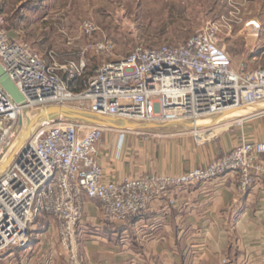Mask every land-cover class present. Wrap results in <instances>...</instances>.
<instances>
[{
  "label": "built area",
  "instance_id": "obj_1",
  "mask_svg": "<svg viewBox=\"0 0 264 264\" xmlns=\"http://www.w3.org/2000/svg\"><path fill=\"white\" fill-rule=\"evenodd\" d=\"M229 0V3H233ZM0 10V67L21 96L17 104L0 79V156L17 138L23 114L67 107L133 124H197L203 119L264 103V69H233L221 45L220 27L209 23L180 45L137 47L128 56L105 62L88 74L87 54L110 58L116 44H89L80 60L51 62L11 37ZM245 28L258 32V22ZM85 22L82 31H97ZM106 130L64 118L42 120L14 161L0 175V255L30 244V228L42 214L56 221L59 256L83 264L77 233L85 196L100 203L104 223L117 225L149 210L173 191L235 175L239 192L264 185V142H242L205 166L178 175L147 174L111 182L104 178L99 146ZM221 131L219 134L224 132ZM175 200L171 198V204ZM221 264H228L223 259Z\"/></svg>",
  "mask_w": 264,
  "mask_h": 264
},
{
  "label": "crops",
  "instance_id": "obj_2",
  "mask_svg": "<svg viewBox=\"0 0 264 264\" xmlns=\"http://www.w3.org/2000/svg\"><path fill=\"white\" fill-rule=\"evenodd\" d=\"M255 107L227 113L226 126L235 125L232 131L206 143H192L185 136L142 140L134 136H141L140 131L106 130L99 146L104 178L118 183L147 174L178 176L242 142H264V106L253 112ZM238 185V178L228 175L173 191L117 225L104 223L99 201L85 196L76 238L83 264H221L223 259L228 264H264V185L246 193ZM39 233L41 238L26 248L1 254L0 264H66L59 256L54 225Z\"/></svg>",
  "mask_w": 264,
  "mask_h": 264
},
{
  "label": "rangeland",
  "instance_id": "obj_3",
  "mask_svg": "<svg viewBox=\"0 0 264 264\" xmlns=\"http://www.w3.org/2000/svg\"><path fill=\"white\" fill-rule=\"evenodd\" d=\"M233 1L0 0V10L11 37L28 44L47 63L51 62V52L58 55L59 61L80 60V53L89 44L107 39L113 41L116 50L112 57H97L92 52L87 54L88 74L105 62L128 56L140 46L180 45L209 23L219 25L221 45L230 57L233 69H240L242 64L247 65L249 72L264 69V0ZM249 21L258 22L261 29L253 33L245 28ZM85 22L93 23L98 30L91 36L85 35L82 31ZM263 104L259 106L263 107ZM40 115V110L23 114V124H27V127L30 121L34 122L33 133L38 129ZM226 116L203 119L201 121L210 124L206 126L202 122L195 128L179 124L163 128L165 125L151 124L159 127L140 130L141 136H134L154 141L168 136H185L192 143H206L232 131L235 125L226 126L230 123ZM224 128L226 130L218 135ZM19 150L6 168V161L0 165V174L14 161ZM42 215L45 217L36 218L31 225L30 240L40 239L39 231L50 224L56 225L52 216ZM13 249L6 250L2 255Z\"/></svg>",
  "mask_w": 264,
  "mask_h": 264
},
{
  "label": "water",
  "instance_id": "obj_4",
  "mask_svg": "<svg viewBox=\"0 0 264 264\" xmlns=\"http://www.w3.org/2000/svg\"><path fill=\"white\" fill-rule=\"evenodd\" d=\"M0 79H1V84L3 88L10 94V96L14 99V101L17 104H23L24 102L23 97L21 96V94L19 93V91L17 90L13 82L3 77V71L1 67H0ZM56 118H64V119L72 120V121H81V122H85L88 124L102 126V127L109 128V129L121 130V131H127V130H133V131L144 130L145 131V130H154V129H157L156 127H159V126H154L151 124L140 125V124H127V123H121V122L118 123L117 121H113L110 118L99 117L89 112L79 111V110L71 109L67 107H52V108L44 110L40 115L39 122H41L42 120H51V119H56ZM22 125L23 124L20 123V126L17 130V134H19V132L21 131ZM165 127H169V125L163 126V128ZM185 127L193 128V124L185 125ZM7 150L8 149H6L4 151V154L0 156V162L2 161Z\"/></svg>",
  "mask_w": 264,
  "mask_h": 264
},
{
  "label": "bare ground",
  "instance_id": "obj_5",
  "mask_svg": "<svg viewBox=\"0 0 264 264\" xmlns=\"http://www.w3.org/2000/svg\"><path fill=\"white\" fill-rule=\"evenodd\" d=\"M241 109H243V108H241ZM241 109H239V110H241ZM239 110H235V111H232V112H236V111H239ZM44 111V110H43ZM42 111V112H43ZM41 112V113H42ZM232 112H229V113H232ZM38 118H36L35 120H37ZM34 120V121H35ZM111 120H113V121H117V122H121V123H127V124H132V123H130V122H128V121H123V120H116V119H111ZM202 122H204V121H200V122H198L197 124H194L193 125V127L195 128V126L196 125H198V124H200V123H202ZM30 126L29 127H27V124H23L22 125V127H21V131L19 132V134L17 135V138L14 140V142H13V145L7 150V152L5 153V155H4V157H3V159H2V161L0 162V165L1 164H3L5 161H6V166H5V168L8 166V163H9V161L11 160V158L15 155V153L19 150V148L21 147V145H23L27 140H29L31 137H32V135H33V130H32V125L34 124V122L33 121H30ZM25 129V130H24ZM24 130V131H23ZM23 131V132H22ZM26 139V140H25ZM17 140H18V142H17ZM17 143V144H16ZM16 144V146L14 147V149H12V147L14 146ZM4 172L6 171L5 169L3 170ZM3 172V173H4ZM2 174V173H1ZM0 174V175H1Z\"/></svg>",
  "mask_w": 264,
  "mask_h": 264
},
{
  "label": "trees",
  "instance_id": "obj_6",
  "mask_svg": "<svg viewBox=\"0 0 264 264\" xmlns=\"http://www.w3.org/2000/svg\"><path fill=\"white\" fill-rule=\"evenodd\" d=\"M45 217L44 215L38 216L37 218Z\"/></svg>",
  "mask_w": 264,
  "mask_h": 264
}]
</instances>
